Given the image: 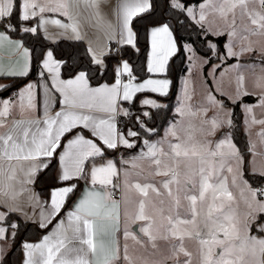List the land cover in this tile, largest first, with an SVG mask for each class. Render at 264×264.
I'll list each match as a JSON object with an SVG mask.
<instances>
[{
  "label": "snow or ice",
  "instance_id": "obj_1",
  "mask_svg": "<svg viewBox=\"0 0 264 264\" xmlns=\"http://www.w3.org/2000/svg\"><path fill=\"white\" fill-rule=\"evenodd\" d=\"M103 2L0 0V77H26L33 63L38 77L33 83L17 86L8 98H0V240L9 235L14 239L21 227L19 221H35L29 213L36 208L41 209L39 226L47 227L84 181L85 188L74 211L68 213L67 223L61 221L39 243L23 244V264H133L126 243L129 237L146 249L159 250L158 241L168 244L170 255L153 264H167L168 260L175 264H264V186L253 187L244 177V157L232 137L231 110L211 89L203 101L193 105L186 79L184 98L175 109L179 119L170 121L164 135L154 140L158 129L153 112L167 105L145 98L141 107L131 106L138 93L168 95L170 80L164 74L170 58L181 49L176 33L180 29L187 32L192 25L199 29L197 37H204L208 51L201 54L191 40L183 44L189 73L211 64L210 57L215 56L219 63L212 66V74L221 95L235 102L243 95L255 94L247 91L240 69L257 65H241L239 58L253 52L264 57V42L251 39L264 37V0H202L198 8L185 0H161L159 19L143 30L151 45L147 72L152 75L146 79L136 75L129 49L139 52V32L133 21L152 17L156 13L154 0H120L115 22L103 16ZM49 12L65 20L46 18L44 14ZM210 14L221 21L220 26L208 23ZM49 26H55L56 31ZM209 36H227L226 54L218 51ZM61 40L84 43L83 54L58 58L49 41ZM254 43H260L259 49ZM5 49L11 52L9 60L22 55L24 63L4 68ZM232 57L238 61L229 66L235 76L226 82L227 72L219 77L215 73ZM260 68L264 73V64ZM63 70L70 74L67 79L62 78ZM109 72L110 83L91 85L93 79L103 80ZM256 86L264 89V76ZM9 87L0 83V92ZM37 88L44 90L42 100H38ZM54 93H59L60 110L56 111L52 108ZM259 99L258 105L244 106L246 130L253 124L264 125V119L253 115L254 107L264 108V91ZM118 117L124 130L117 126ZM82 129L96 140L82 134ZM68 134L73 138L62 145ZM257 135L264 141V130ZM138 141H142L141 151L120 163L135 169L137 162H146L149 176L160 179L132 182L128 177L133 173L107 157L106 149H130L137 147ZM61 147L64 151L58 153ZM247 150L256 155L251 140ZM52 167L50 187L45 189L47 199L41 200L33 186L40 174ZM121 172L125 188L140 197L133 215L124 212L122 229L120 202L112 200L108 191L109 186L118 187L114 178ZM259 175L264 177V171ZM233 188L239 190L246 209L242 214L231 207L236 200ZM138 221L143 222L138 232L146 239L130 228ZM100 235L111 239H98ZM185 241L194 242L195 254ZM180 255L186 259L180 261Z\"/></svg>",
  "mask_w": 264,
  "mask_h": 264
},
{
  "label": "rangeland",
  "instance_id": "obj_2",
  "mask_svg": "<svg viewBox=\"0 0 264 264\" xmlns=\"http://www.w3.org/2000/svg\"><path fill=\"white\" fill-rule=\"evenodd\" d=\"M208 23L212 24L213 26H220L221 21L214 15L210 14L208 16ZM216 37V36H214ZM224 52L221 54H226L225 53V44L228 42L227 36H224ZM253 41H260L264 42V37H252L251 38ZM184 44V43H183ZM237 48L236 50H239V39L237 38L236 41ZM253 47L259 49L260 43H254ZM183 49V45H182ZM184 53V64L185 67L188 68L187 73L182 77L180 76L178 79L177 83V88H176V95L174 98L173 102V108H172V114H173V109L175 112V109L179 106L180 102L183 100V93L184 89L186 87L185 85V80L187 79V91L192 95V100L190 101L193 105H197L201 101H203L204 97L208 93L209 89L213 91V93L216 95L217 99H220L221 101L222 98L219 97V91L216 90V85L218 84V80L214 79V76L212 74V66L216 65L219 63V61L216 59L215 56H211V64H209V69H205V65L203 67H196L193 68L191 73H189V63L187 60V54L183 50ZM232 59V61L230 60ZM230 61V62H229ZM237 59L235 57L227 59L223 65L218 68L219 71L216 70L215 76L219 77L221 72H227L228 75L224 77V80L227 82V80L230 77L235 76V72L229 67L231 65L237 64ZM239 63L241 65H247V64H255L257 67L255 69L251 68H246V67H241L240 71L244 74L245 76V87L247 88V91L249 93H255V94H249V95H243L241 96L238 100L233 102V100L229 99L227 96L226 97L227 101H230L232 103H239L240 110L242 112V128L245 133L246 139L249 144V140L252 141V143L255 145V152L256 155L253 156L251 152H249L248 155V167L249 171L252 172V169L254 168L256 170V174L260 171H264V141H262L261 137L257 135V133L261 132V130H264V125L260 124H253L250 126L248 130H246V126L244 123L245 119V112H244V106L245 105H258L260 102L259 99V94L261 91H264V89L259 88L256 86L258 79L261 76H264V73L261 72L260 65L264 64V57H262L258 52H253V53H246L242 55L239 58ZM2 84H7L9 85L11 83L10 79H7L5 81H0ZM212 83V84H211ZM213 87V88H212ZM235 84L233 83L232 88L234 89ZM231 90V89H229ZM159 96V95H158ZM160 98L157 99L158 102H162L164 104H167L165 102V97L166 96H159ZM149 99H156V98H151V97H146ZM175 99L177 101V104L175 103ZM176 104V106H175ZM130 105H127L129 107ZM132 107L139 108L141 107L139 104H134L131 105ZM175 106V108H174ZM226 107V106H225ZM253 115L257 120L259 119H264V108L260 107H254L253 109ZM174 119H179L177 115H175ZM122 121V118L120 119ZM121 125V130H124V122H120ZM164 129H162L161 133L159 135H154L152 139H159L164 135ZM142 147V141H138V146L134 148H125V147H120V152L122 154V157L130 156V155H137L141 151ZM139 164V167L132 169L129 165H126L128 170L131 173H141V175H135L136 180L139 181L140 183H146V182H153L154 180L160 179L159 177H151L148 174V165L146 162H137ZM125 165H122V169L126 168ZM134 175H130L128 177L129 180H133ZM124 175L123 172L120 176V182L122 183V186L124 188V196L122 197L123 200V214L127 210L128 214L131 216L133 215L138 208V205L136 204V201L140 199L139 195L135 192V190H129L125 188L124 186ZM134 181V182H137ZM234 196L236 197V200L234 203H232L231 207L233 209H236L240 214H242L246 209L244 207V204L241 200L240 197V192L238 189L233 188L232 189ZM125 199L128 200V203H125ZM225 211H228V208L226 206ZM143 222H136L135 224H130V228L134 230L135 226H138V224H141ZM255 231V229H253ZM139 233V232H138ZM136 233L137 236L140 239H146L143 237L142 233ZM125 243V240L123 239V244ZM128 245V253L129 256L133 260V264H145V261L147 264H153V261H163L164 258L170 253L168 252V244L164 241H158L159 245V250H153L151 247H148L147 249L142 247L139 243H137L135 240H133L131 237L128 238L126 241ZM12 244L11 236L9 235L6 239L0 240V248L3 249L2 252H0V259H2L10 250ZM186 247L192 251L194 254L196 252V245L192 241H185ZM180 261H183L186 259L183 255H180L179 257ZM195 259V257H194ZM167 264H175L174 260H168Z\"/></svg>",
  "mask_w": 264,
  "mask_h": 264
},
{
  "label": "trees",
  "instance_id": "obj_3",
  "mask_svg": "<svg viewBox=\"0 0 264 264\" xmlns=\"http://www.w3.org/2000/svg\"><path fill=\"white\" fill-rule=\"evenodd\" d=\"M202 0H185V2L189 4H197L201 2ZM154 3L156 5V13L150 18H137L133 21L134 28L136 31L139 32V39H138V48L139 52H137L135 49H129L130 52V58L136 67V75L139 76L141 79H145L149 76V73L146 69V55L148 52V41L145 38L144 35V28L152 23L154 20L159 19V13L162 11V3L161 0H154ZM199 31L198 28L195 27V25H192L188 28L187 32H185L184 29H180L176 33V37L178 41L180 42L181 49L177 53V55L173 56L168 64V71L167 76L170 77V88L168 91V95L165 97V102L167 103L166 109H161L158 112L154 111L153 114L155 116V127H157L158 132L156 135H159L162 131V129L168 124V122L173 118L172 108H173V102L175 98L176 88L178 79L180 76H182L186 70L185 64H184V53L182 49L183 43L187 42L188 40H191L193 42L194 47L201 53H205L208 51L206 43L204 41V37L200 36L199 38L196 35V32ZM209 40H212L214 43L217 44V49L220 53L224 52L223 43H224V36L214 37L209 36ZM49 43H52L56 56L59 58L61 56L67 57L69 54L73 55H82L83 49L85 47L84 43H76L68 40H61L56 41L55 43L49 41ZM211 59V58H210ZM232 61V59H230ZM230 62V61H229ZM209 65V64H207ZM206 65V66H207ZM205 66V68H206ZM143 68V72L140 71V69ZM36 66L33 63L31 65L30 73L26 77H11V83L9 84V89L6 92H0V97H5L9 95L12 91H14L17 86L22 85L27 80L35 77L36 75ZM69 72L67 70L62 71V77L68 78ZM101 82H111V73L105 75L103 80H100L99 78L93 79L91 81L92 85H97ZM143 96L142 94L137 95L134 98L133 103L138 104L139 97ZM156 99L160 98L157 95H153ZM224 105L228 108H230L232 112V120H233V128H232V137L234 143L237 145V147L241 150L243 157H244V177L246 180H248L253 187L260 185L264 186V177H261L259 174H253V172L249 171L248 167V142L245 136V133L243 131V124H242V112L239 107V103H231L227 101L226 98L221 97ZM106 152H110L106 150ZM55 164V161L53 162ZM54 173V167L49 168L47 172H42L40 176L38 177L37 182L35 183V188L38 191V193L46 197L47 193L45 189L50 187V176ZM80 187V185H79ZM78 193V192H77ZM77 193L71 197L70 199L66 200L62 210H65L68 208L72 200L75 198ZM61 214V213H60ZM53 222V221H52ZM52 222L47 225L45 228H39L36 224L33 223H25L22 221H19L21 224V227L16 230V236L15 238H11L12 244L11 249L6 254V256L1 259L0 264H19L20 257H21V250L20 245L23 240L26 239H36L40 237L52 224Z\"/></svg>",
  "mask_w": 264,
  "mask_h": 264
},
{
  "label": "crops",
  "instance_id": "obj_4",
  "mask_svg": "<svg viewBox=\"0 0 264 264\" xmlns=\"http://www.w3.org/2000/svg\"><path fill=\"white\" fill-rule=\"evenodd\" d=\"M202 2V1H201ZM200 3V2H199ZM199 3H197V4H189V6H191V7H197L198 8V5H199ZM119 4H120V0H104V2H103V4L101 5V12H102V14H103V16L106 18V19H108V20H110V21H112V22H115L116 21V10H117V8H118V6H119ZM45 15V17L46 18H49V19H60V20H62V21H64L65 20V18L63 17V16H60L58 13H51V12H49V13H45L44 14ZM50 27V30L51 31H56V29H55V26H49ZM223 48H224V46H223ZM151 51V45H150V43L148 42V52H147V55H146V69H147V57H148V53ZM11 55V52L8 50V49H5L4 50V52H3V60H2V64H3V66H4V68H18V67H20L23 63H24V57L21 55V56H19V57H17V58H15V59H12V60H9V56ZM172 58V57H171ZM171 58H170V60H171ZM170 60H169V62H170ZM169 64V63H168ZM206 66V65H205ZM206 70L207 69H209V65H207L206 66V68H205ZM167 71H168V67H167ZM187 71H188V68L186 67V70H185V72H184V74L182 75V77L187 73ZM217 71H219V69L217 70ZM152 74H150L149 73V76H151ZM165 76H166V78L167 79H169L170 80V77L169 76H167V72L164 74ZM148 76V77H149ZM147 77V78H148ZM11 77H8V76H5V77H0V81H5V80H7V79H10ZM63 78V77H62ZM161 78H163V77H161ZM37 79H38V77H37V71H36V75H35V77H33V78H31V79H29V80H27L25 83H23L22 85H25V84H27V83H33V82H35V81H37ZM63 79H67V78H63ZM146 79V78H145ZM171 82V81H170ZM101 83H103V82H101ZM110 83V82H109ZM212 84V83H211ZM22 85H20V86H22ZM48 85H49V87H50V85H51V81L49 80L48 81ZM92 85V84H91ZM92 86H96V85H92ZM169 88H170V85H169ZM213 88V87H212ZM211 89V88H210ZM16 90V89H15ZM14 90V91H15ZM14 91H12L9 95H7V96H5V97H0V98H8L9 96H11L12 94H13V92ZM169 91V90H168ZM37 93H38V100H42V98H43V95H44V90L43 89H40V88H37ZM139 94H142L143 96H141V97H139V99H138V104L141 106V101L143 100V99H145L146 97H151V98H155L153 95H157V94H155V93H151V92H144V93H138L137 95H139ZM136 95V96H137ZM176 95V94H175ZM135 96V97H136ZM158 96V95H157ZM134 97V98H135ZM219 97L221 98V97H224V95H221V94H219ZM224 98H226V97H224ZM155 100H157V99H155ZM220 100V99H219ZM59 93H54V102H52V108H53V111H56V110H60V105H59ZM230 102V101H229ZM123 103V105L125 106V107H127V105H128V103L127 102H122ZM175 103L177 104V101H176V99H175ZM232 103V102H231ZM176 104H175V106H176ZM175 106H174V108H175ZM228 108V107H227ZM230 109V108H229ZM43 111V107H42V105H41V112ZM175 112H174V109H173V118L170 120V121H172V120H174V117H175ZM120 119L121 118H119L118 117V124H117V126H118V128L119 129H121V125H120ZM169 121V122H170ZM168 122V123H169ZM168 125V124H167ZM166 125V126H167ZM165 126V127H166ZM81 132H82V134H84L86 137H88V138H91V139H93L94 141L96 140V138L95 137H92L91 136V133L90 132H88V130H86V129H82V130H80ZM73 138V134H68V135H66L64 138H62V145H65V144H67L68 143V141L70 140V139H72ZM248 142V141H247ZM120 149V148H119ZM119 149H116V150H108V151H110V152H107V157L108 158H111V159H113L114 160V162L117 164V166L118 167H120V168H122V164L120 163L121 162V160L122 159H124V160H130L133 156H135V155H130V156H126V157H122V154L121 153H119L120 152V150ZM107 150V149H106ZM58 153H62L63 151H64V148L63 147H61V148H59L58 150ZM248 153H249V151H248ZM249 155V154H248ZM58 159V158H57ZM126 166V165H125ZM126 168H127V166H126ZM121 174H122V172H121ZM258 174V173H257ZM133 175H134V178H133V180H130V181H132V182H134V181H137L136 179L137 178H135V173H133ZM121 176V175H120ZM120 176L118 177V178H114V183L115 184H117L118 185V187L117 188H112L111 186H109V188H108V191L109 192H111L112 193V191H117V193H118V198H116V199H112V200H115V201H119L120 202V211H121V218H122V225H121V229L123 228V200H122V197L124 196V188H123V186H122V183L120 182ZM34 187V189L36 190V188H35V185L33 186ZM84 188H85V184H84V181H80V187H79V191H78V193H77V195L75 196V198L72 200V202L70 203V205L68 206V208H66L65 210H62V208H61V210H60V213L59 214H57L55 217H53V218H51V222H52V224L50 225V227L40 236V237H38V238H36V239H26V240H23L22 241V243H21V245H20V250H21V257H20V261H19V264H23V260L25 259V257H24V249H23V244L25 243V242H28V243H33V244H35V243H39V242H41L42 241V239H43V237L45 236V235H51L55 230H56V228H57V225L58 224H60V222L61 221H64L65 223H67V216H68V213L69 212H71V211H74V205H75V203L77 202V199L79 198V196H80V194H81V192H83V190H84ZM37 191V190H36ZM37 193H38V191H37ZM39 194V193H38ZM39 197H40V199L41 200H46L47 199V196L46 197H43V196H41L40 194H39ZM48 211H50V209H48ZM40 212H41V209L40 208H36L35 210H34V212H30L29 213V215L30 216H32V215H34L35 216V221H23V220H21L22 222H25V223H33V224H36L39 228H41L40 226H39V221H40V219H41V215H40ZM50 223H48V225H49ZM139 225L140 224H138V226H136L137 227V230H138V228H139ZM102 231V230H101ZM252 234H256V232L255 231H253L252 232ZM12 238V237H11ZM98 239H104V240H110L111 238L109 237V236H103V235H100V236H98ZM123 239H124V237H123V235H122V231H121V234H120V243H121V246H123ZM11 249V248H10ZM6 256V255H5ZM4 256V257H5ZM3 257V258H4ZM2 258V259H3ZM0 261H1V259H0ZM122 264H123V262H122Z\"/></svg>",
  "mask_w": 264,
  "mask_h": 264
},
{
  "label": "built area",
  "instance_id": "obj_5",
  "mask_svg": "<svg viewBox=\"0 0 264 264\" xmlns=\"http://www.w3.org/2000/svg\"><path fill=\"white\" fill-rule=\"evenodd\" d=\"M116 198H118V193H117V191H112L111 199H116Z\"/></svg>",
  "mask_w": 264,
  "mask_h": 264
},
{
  "label": "water",
  "instance_id": "obj_6",
  "mask_svg": "<svg viewBox=\"0 0 264 264\" xmlns=\"http://www.w3.org/2000/svg\"><path fill=\"white\" fill-rule=\"evenodd\" d=\"M134 230H137V227H136V226L134 227ZM136 233H138V230L136 231ZM138 234H139V233H138Z\"/></svg>",
  "mask_w": 264,
  "mask_h": 264
}]
</instances>
